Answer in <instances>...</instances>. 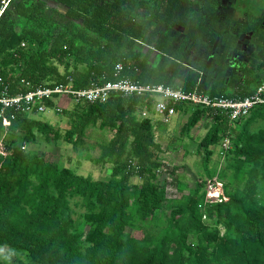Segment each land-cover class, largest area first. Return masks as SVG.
<instances>
[{
    "label": "trees",
    "instance_id": "16d2710c",
    "mask_svg": "<svg viewBox=\"0 0 264 264\" xmlns=\"http://www.w3.org/2000/svg\"><path fill=\"white\" fill-rule=\"evenodd\" d=\"M53 1L55 5L47 0H11L0 13V76L9 84V93L23 86L21 79L33 87L65 82L71 77L74 88L87 87L91 82L128 79L211 96L243 97L264 81L261 13H252L248 25L233 33L227 25H219L213 0L196 9L186 6L190 0ZM174 25L186 26L183 41L177 40L178 29ZM214 29L225 45L232 44L246 31L254 37L256 50L249 60L251 69L246 71L247 76L232 79V83L245 84L240 91H226L220 82L211 84V71L203 68L202 62L195 70H189L180 83L174 81L177 69L173 74L168 72V64L179 68L188 51H200ZM140 42L148 45L146 51L140 49ZM26 43L31 45L29 49ZM153 52L159 54V59L152 66L148 60ZM117 63L122 65L119 74H115ZM153 102L154 98L144 95L111 94L102 103H77L71 112L75 121L66 138L74 145L82 141L89 125L100 122L115 129L112 138L101 144L100 157L116 164L125 161L131 171L122 180H93L8 143L6 155L0 156V245L25 252L32 264H264V205L254 197V175L247 179L244 196L230 199L237 205L239 215L233 219V233L229 236H220L214 228L204 232L193 245L186 242L184 232H179L173 252L167 249L170 229L154 245H138L133 238L124 236L132 193L126 183L128 176L137 173L142 178L141 185L135 187L137 201L145 211L152 212L161 198L158 183L150 180L162 165L157 155L160 145L155 140L151 118L138 117ZM188 107L194 108L175 104L176 110ZM195 109L190 124L200 114V108ZM257 117H264V104L256 105L246 121ZM215 119L212 132L200 142L206 158L210 153L208 146L229 135V119L220 115ZM11 122L25 125V140L33 138V127H49L47 122L23 115ZM240 141L248 147L255 143L254 139H246L244 132L238 136L235 147ZM256 144L264 146V138ZM132 162L138 169L131 166ZM70 190L95 196L100 203L86 246L77 241L72 228L66 197ZM197 201L193 196L186 208L175 209L172 223L176 225L177 214L188 212L194 227L203 230V214ZM213 209L208 208L209 216Z\"/></svg>",
    "mask_w": 264,
    "mask_h": 264
},
{
    "label": "rangeland",
    "instance_id": "374dc122",
    "mask_svg": "<svg viewBox=\"0 0 264 264\" xmlns=\"http://www.w3.org/2000/svg\"><path fill=\"white\" fill-rule=\"evenodd\" d=\"M247 7L248 11L253 10L252 13L256 15L261 11L259 8L252 9L250 4ZM139 46L142 51H146L145 44ZM25 47L29 49L31 45L26 43ZM158 59L159 54H151L149 63L153 64ZM205 59L211 64L210 55ZM189 61L192 66L194 61ZM59 68L63 69L62 66ZM167 68L170 74L177 69L174 81L179 83L190 70L186 66L175 68L172 64H168ZM57 103L62 106L61 111L47 110L30 117L47 122L49 126L45 130L33 127L31 130L33 138L30 140H25L27 134L25 125L10 122L8 126H2L0 156L6 155L5 147L11 143L23 151L35 153L49 160L58 167H68L72 172L93 180H122V177L131 171V168L125 165V161L116 164L100 157L101 144L112 138L115 129L100 122L89 125L85 129L82 141L74 145L66 136L74 124L75 118L71 112L75 110L77 103L64 97H59ZM196 107L198 106L175 110L168 121H163L161 114L153 107L150 109L144 107L139 112L138 117H143L142 111L146 109V116L151 118L154 137L160 145L157 155L162 165L160 171L156 169L154 177L150 179L158 183L161 196L152 212L145 211L137 201L135 186L142 183L140 175L131 173L126 181L132 193L128 200L129 217L124 228V236L133 238L138 245L156 244L166 229H170L167 241L169 252H173L177 247L176 236L179 232H184L186 242L193 245L204 232L209 233L214 228L219 231L220 236H229L233 233V219L239 215L237 205L230 199L244 196V187L250 175L255 176L254 197L258 203L264 205V146L256 144L264 138V117H257L247 123L249 114L245 118L231 122L227 136L228 149L223 150L220 142L210 144L207 149L210 153L206 158V152L200 147V142L212 132L216 124L215 116L223 117L225 114L199 107L200 114L197 120L190 124V116ZM62 110H66V113ZM242 132L246 139H254L255 143L250 145L251 147L246 146L243 141L235 147ZM122 158H125V155ZM55 188L54 185L51 186V190ZM193 196L198 198L197 208L201 215L206 214V218L200 217L203 230L194 227L188 218V212L176 215V225L171 220L172 212L175 209L186 208L188 200ZM66 197L77 241L86 246L89 243L88 231L97 219L100 203L95 196L78 194L74 190L68 191ZM210 207H214L211 216L207 214ZM211 249L212 247L209 248ZM0 264L32 263L25 252H17L7 245H0Z\"/></svg>",
    "mask_w": 264,
    "mask_h": 264
},
{
    "label": "built area",
    "instance_id": "2783aa9c",
    "mask_svg": "<svg viewBox=\"0 0 264 264\" xmlns=\"http://www.w3.org/2000/svg\"><path fill=\"white\" fill-rule=\"evenodd\" d=\"M9 0H1L0 13L7 6ZM122 65H115V74H119ZM20 89L9 93V84L0 76V123L8 126L17 116L31 117L44 113L47 110L61 111L62 106L57 103L59 97H64L75 103L105 102L111 94L122 96L144 95L154 98L152 107L158 111L163 121L175 113V104L184 103L221 112L230 122L247 117L251 110L260 104H264V81L256 90L243 97H227L223 95H209L204 92L184 91L180 87L159 84H138L128 79L107 80L105 82H91L87 87L74 88L72 78L67 77L65 82L36 85L31 87L25 79L20 80ZM26 90H22V88ZM51 103V105H50ZM146 109L142 111L146 116ZM222 149L229 147V139L226 137L221 142ZM22 148L23 145H22ZM137 169L134 162L132 165ZM158 172L160 169L157 170ZM203 218L206 214L203 213Z\"/></svg>",
    "mask_w": 264,
    "mask_h": 264
},
{
    "label": "crops",
    "instance_id": "0c3cea01",
    "mask_svg": "<svg viewBox=\"0 0 264 264\" xmlns=\"http://www.w3.org/2000/svg\"><path fill=\"white\" fill-rule=\"evenodd\" d=\"M196 1L198 2V0ZM199 1H203V0H199ZM213 1L219 3L220 5L219 10H223L224 9L223 7H230V6L232 7V11H228L229 14H231V16H229V18L226 17L227 19H230L229 23L225 25L229 26L230 28H233L235 32L240 26L241 27L244 26V24H242L244 21H249L250 19V15L252 14L253 10L252 12L247 10V8H249L247 7L248 4H250L253 7L252 9L259 8L261 9L260 13L264 12V0H250V1L249 0L247 1L246 0L243 1L213 0ZM222 21L224 20L222 19ZM182 27L185 28V26ZM185 35H186V31L184 30V36H182L179 39L183 40ZM209 39L210 41H207L208 39H206L203 41V43L212 44L210 46L212 52H208V55H210L211 64H209L210 62L206 61L205 59L207 55L202 56L200 54L194 58L193 63L197 65L198 63L202 62V67L205 68L206 70L211 71L210 73L211 84L220 82L222 83L220 84L221 85L220 87H224L226 91L229 92L240 91L241 89H243L242 87L245 84L241 81H236L235 83H232V79L241 78L242 76L246 75L245 73L247 70L251 69L249 56L251 52L256 49V46L252 43V38L250 33L242 34L238 38V41L232 42V44L229 43L230 45L223 44L220 37L219 38L217 37L216 43L214 42L213 36L209 37ZM218 39L220 40V43ZM154 53L155 52H153L152 55H154ZM188 59L190 60L191 58ZM148 62L150 61L148 60ZM247 87L249 86H246V88Z\"/></svg>",
    "mask_w": 264,
    "mask_h": 264
},
{
    "label": "flooded vegetation",
    "instance_id": "af4514ba",
    "mask_svg": "<svg viewBox=\"0 0 264 264\" xmlns=\"http://www.w3.org/2000/svg\"><path fill=\"white\" fill-rule=\"evenodd\" d=\"M11 0H9L8 1V3H7V5L9 4V2H10ZM49 3H51V5H55V3H54V1L53 0H47ZM210 0H203V1H199L198 0V2L196 1V0H191V2H190V4L188 3V4H186V6H190V5H192V6H194L195 7V9L196 8H199V7H201V6H203V5H206L208 2H209ZM243 1V0H242ZM202 2V3H201ZM215 2V1H214ZM215 4H216V7H217V9H216V16H218L219 18H217V20H218V23H219V25L220 24H228L229 23V20L230 19H227L226 17H228L229 18V16H231V14H229V12L228 11H232V7L230 6V7H223L224 9L223 10H219V7H220V5H219V3H216L215 2ZM7 7V6H6ZM226 9V10H225ZM258 9V8H257ZM261 10V9H260ZM228 12V13H227ZM260 14V13H259ZM261 15L263 16L262 17V20H261V23H262V25L264 26V12H261ZM222 19L224 20V21H222ZM248 22L249 21H244L242 24H244V26H246V25H248ZM227 27H229V26H227ZM243 27V26H242ZM174 28H177L178 29V33H177V40L179 39V38H181L182 36H184V30L186 29V26H185V28H183L182 26H178V25H174ZM241 28V26L237 29V30H239ZM151 27H149V32L151 31ZM227 29H229V30H231L233 33H235V31H234V29L233 28H227ZM183 30V31H182ZM181 31V32H180ZM237 32V31H236ZM216 33V29H214L213 30V32H212V36L214 37V42L216 43V39H217V37L219 38L220 36L219 35H216L215 34ZM246 33H250V35H251V38H252V43L255 45V43H254V37L252 36V33L250 32V31H246V32H243V33H240V35L237 37V39H236V41H238V38L242 35V34H246ZM215 34V35H214ZM211 39V38H210ZM210 39L208 38V40L207 41H210ZM220 39H221V37H220ZM183 41V40H182ZM218 41H219V43H220V40L218 39ZM213 42V41H212ZM213 42V43H214ZM141 44H145V46H147V44L146 43H143V42H140ZM181 44V43H180ZM212 44H209V43H203V45L201 46V50L200 51H194L193 49H191L190 51H188V54L186 55V59H185V61L182 63V66H186V67H189V69L190 70H195L196 69V65L195 64H192V66L188 63V61H189V59L188 58H191L190 60H194V58L196 57V56H198L199 54L200 55H202V56H205V55H208V52H212V49H210V46H211ZM256 46V45H255ZM256 50V49H255ZM255 50L254 51H252L251 52V54H250V56H249V60H250V57H251V55H252V53L253 52H255ZM190 62V61H189ZM264 69V68H263ZM201 75H204V73L203 72H201Z\"/></svg>",
    "mask_w": 264,
    "mask_h": 264
}]
</instances>
